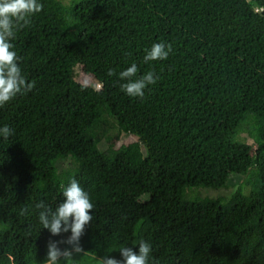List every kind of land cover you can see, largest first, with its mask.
I'll use <instances>...</instances> for the list:
<instances>
[{"label":"trees","instance_id":"1","mask_svg":"<svg viewBox=\"0 0 264 264\" xmlns=\"http://www.w3.org/2000/svg\"><path fill=\"white\" fill-rule=\"evenodd\" d=\"M38 2L11 41L35 86L0 107L13 132L0 136V264H43L48 242L71 235L42 228L35 205L55 210L72 179L94 205L80 264L141 242L149 264H264V0ZM158 42L168 58L145 63ZM133 63L135 78L159 76L143 99L121 90ZM105 112L133 141L97 149L105 130L85 128ZM63 158L75 166L57 174ZM232 178L228 197L185 194Z\"/></svg>","mask_w":264,"mask_h":264},{"label":"clouds","instance_id":"2","mask_svg":"<svg viewBox=\"0 0 264 264\" xmlns=\"http://www.w3.org/2000/svg\"><path fill=\"white\" fill-rule=\"evenodd\" d=\"M43 4L38 0H0V107L6 105L18 94L30 92L35 82H28L22 75L19 66L20 57L13 50L11 41L15 38L18 30L28 26L31 17L43 10ZM171 44L163 42L154 43L146 51L144 62L166 60L171 52ZM138 68L133 63L126 70L119 73L120 80L126 81L121 84V90L129 97L144 98V90L155 84L159 76L149 71L139 78ZM109 76L116 75L110 69ZM13 134L7 125L0 127V136L7 139ZM63 201L53 210L40 201L35 205L39 209L38 219L42 228L47 229L52 236L71 232L67 239L59 241L50 240L47 244L46 259L43 264H80L76 256H87V252L80 244L86 226L92 221V210L94 208L89 194L72 179L70 184L63 190ZM27 208L20 210V215L28 213ZM65 244L68 247L61 248ZM151 245L141 242L138 251L132 247H120L119 252L122 259L109 256L96 259L95 264H149ZM9 264H15L12 255L8 256Z\"/></svg>","mask_w":264,"mask_h":264},{"label":"rangeland","instance_id":"3","mask_svg":"<svg viewBox=\"0 0 264 264\" xmlns=\"http://www.w3.org/2000/svg\"><path fill=\"white\" fill-rule=\"evenodd\" d=\"M62 4H67L69 0H59ZM77 82L81 84L88 85L94 90H98V86L92 80V78L86 74L81 72L77 73ZM101 129L105 130V135L108 137V140H102L97 144L98 150H105L108 145L111 143L112 148L118 147L120 144H126L133 141V138L127 134L118 133L115 127L114 122L109 118L108 114L102 116L101 120L92 123L87 128H85V132L87 136H93L98 133ZM116 137V138H115ZM239 140L245 142L246 144H251V141L248 139L245 133L239 135ZM74 162L70 159L63 158L59 159L54 163L55 172L57 174H63L65 172L71 171L74 168ZM239 178H232L230 181V185L225 188L213 190L208 188H192L187 189L185 191L186 196H199V197H208V198H216V197H228L231 192L234 190L232 184L239 182ZM246 191V188L243 189V192Z\"/></svg>","mask_w":264,"mask_h":264}]
</instances>
